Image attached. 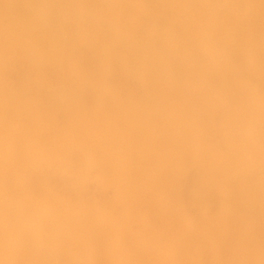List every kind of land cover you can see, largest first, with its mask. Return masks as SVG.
<instances>
[{"label": "rangeland", "instance_id": "rangeland-1", "mask_svg": "<svg viewBox=\"0 0 264 264\" xmlns=\"http://www.w3.org/2000/svg\"><path fill=\"white\" fill-rule=\"evenodd\" d=\"M78 1L61 25H73L71 38L65 31L54 49L47 40L49 51L0 15V264L12 263L7 248L25 236L53 239L38 251L49 257L92 235L115 264H264V105L250 114V151L227 145L242 119L224 114L235 94L243 104L264 99V0ZM249 1L260 5L236 15ZM207 3L219 17L207 49L225 53L226 68L185 10ZM179 125L198 143L178 138ZM217 174L224 194L205 193ZM243 186L260 199L236 197L248 195Z\"/></svg>", "mask_w": 264, "mask_h": 264}, {"label": "bare ground", "instance_id": "bare-ground-1", "mask_svg": "<svg viewBox=\"0 0 264 264\" xmlns=\"http://www.w3.org/2000/svg\"><path fill=\"white\" fill-rule=\"evenodd\" d=\"M191 1L189 0V2H191ZM79 2L80 1H78V0H0V4L2 7V8H0V15H4V19L1 23L10 24L11 25L10 29L14 34H20V35H22V36H24L30 40L33 39V41H35L41 48H45L47 51H49L47 40H49L51 42V46L53 44V49H54L55 48L54 43L57 39H60L61 41L63 39L64 40L67 39L66 38L67 35L64 34L65 31H67L66 33H68V35H70L69 30L73 31L72 30L74 28L73 25H72L73 28L71 27V24L66 25V27H62L61 25H63V23L67 19L68 13L70 12V11L68 12L69 8L72 6H77ZM258 3H260V2H255V1L247 2V5L249 7L248 11L245 14L237 13L236 15H238V16L248 15L250 8L254 7L253 5L258 4ZM95 5H96V2L93 4V6L95 7ZM258 5H260V4H258ZM230 6H232V5H230ZM99 8H100L99 10L102 12L109 11V9H110V11L108 13L111 14L112 16L113 15L116 16L114 18L115 21H120V11L117 13L116 10H114V9L112 10V6L105 7L104 5H101V7H99ZM74 9L75 8L73 7V10H72V8L70 10H71V12L73 11L72 13L75 14ZM215 9L216 8L214 6H211L208 3L206 5L203 4L202 6H199L197 10L185 8V10H187V13H189L191 15V20H193L191 22L195 25H198L201 28L203 35L207 39V43L205 42V43H203L204 46L202 45L204 47V50H208L207 46L210 43V37L215 34L213 32L211 33V30H212L211 25L214 24L215 21L219 18V17H217V15H214V16L212 15V14H214ZM70 13H69V15H70ZM220 13H221V10L218 14L221 15L222 13L221 14ZM74 14H71V15H74ZM233 17H234L233 19L237 22V18L234 15H233ZM222 20H220V21H222ZM75 24H74V26H75ZM78 25H76V26H78ZM142 28H143V26H142ZM143 30L145 31V29H143ZM62 34H64V36H66V37L61 36ZM216 35H217V33H216ZM251 35H245V36L247 37V36H251ZM70 38H71V35H70ZM241 39L243 41L245 40L243 37ZM156 42L153 43L154 44L153 46H155L157 44ZM208 52H209V54H217L212 50H208ZM224 54H217V55H219L218 60H220L222 68H226L229 66V62L227 61ZM185 60L187 61L188 58L186 59V57H185ZM128 64L129 63H127V65ZM246 77H247V73H245L244 71H241L239 69L236 70L235 80L237 82H242L244 79H246ZM173 88H174V86H172V89ZM170 89H171V87L169 88V90ZM234 97L236 98V96H234ZM234 97H232V99H234ZM230 109H232V110H230ZM230 109H226L224 114H236L238 116H241L242 124L241 123L240 124H241L242 135L238 139V137H233L230 134H228L229 137H227L226 142L231 147L242 148L245 150V149L249 148L248 147L249 143L247 142L248 138H250L249 134L253 130H255V123H254V120L250 117V114H254L257 110V107L255 106L254 109L249 110L248 107H245L242 105H237V102H234L231 104ZM145 111H146V113L148 112L147 109H145ZM146 115H148L150 118L153 117L152 114H146ZM159 121H161L160 123H162V122H164V119L162 118V120H159ZM223 121H224L223 123L225 125H228V122L225 121V118ZM249 129H250V131H249ZM176 131L178 133L176 135L178 138H182V139L189 140L190 142L198 143V141H197L198 137L195 135V133L192 130L186 128L184 125L177 126ZM240 139H242V140H240ZM236 142H238V143H236ZM219 171H223V170L220 169L216 173H218ZM223 172H225V171H223ZM218 176L219 175L217 174L216 180L210 184V187H205V190H204L205 193H208L209 190L210 191L217 190L219 193L224 191V189L227 187V185L225 183L226 179H227V175L225 173V175L223 176V180L225 182L219 181ZM53 228H54V226L47 227L46 229H48V231H49L50 229H53ZM59 230L61 233H63L65 231V229H62V228H59ZM262 230H264V229H262ZM59 236H61V235H59ZM25 237L26 238H24L22 240V242L19 243L17 246H12V248L8 246L7 252L9 254L8 258L12 261L11 264H23L26 262H27L26 264H50L51 263L50 259L52 260V258H56V260H60V262H68L70 264H75V261L79 260L81 258L83 260V263H81V264H90L87 261H85V260H87V258H90L91 261L95 264H115L114 261L112 260L113 251L108 250L107 248L100 247L101 242L98 238L96 239L97 236L92 235L90 237L85 238L82 241H73L72 243H76V245L73 247L74 250H72V252H68L66 250V247L68 245L63 246L64 251L59 250V251H56L54 253V251L51 250L49 252V255L46 254L49 257L43 256L42 255L43 251H41L42 254L39 253L38 251L41 250L42 248L47 249L48 247L55 244L53 239H51V240L49 239V241H45V242L40 240V242L37 245H34V244H32L31 240L27 236H25ZM60 238H64V237L61 236ZM37 239H40V236H38ZM133 239H134V237H133ZM69 242H71V241H67L66 243H69ZM106 242H107V240H106ZM107 244H108V242H107ZM231 244H232L231 241L228 240L225 244H223V246H227V245H231ZM233 245H235V244H233ZM175 248H176V245H174V251H175ZM206 249H207V247H206ZM212 249H214V248L212 247ZM0 252H2V251H0ZM45 252H46V250H45ZM89 253H91V255H89ZM4 254H6V253L4 252L2 255L4 256ZM48 258H49V262H47ZM0 259L2 260V258H0ZM230 261H231L230 259L229 260L225 259V260H223L217 264H232V262H230ZM76 263H78V262H76Z\"/></svg>", "mask_w": 264, "mask_h": 264}, {"label": "crops", "instance_id": "crops-1", "mask_svg": "<svg viewBox=\"0 0 264 264\" xmlns=\"http://www.w3.org/2000/svg\"><path fill=\"white\" fill-rule=\"evenodd\" d=\"M262 61H258V64H260L259 65V68H262V72H264V58H262L261 59ZM261 72V75H264V73H262ZM247 79H244L242 82H237V85L238 86H240V87H245L246 86V84L247 83H245V81H246ZM248 81V80H247ZM262 83H264V78H262V80H261V82H260V84H262ZM234 96H236V98L234 97ZM234 96H232V97H234V99H232L231 98V101H232V103H234V102H237V105H242V106H245V107H248L249 108V110L250 109H254V107L256 106L257 107V109H259V107L261 108L262 107V105H264V99H257V98H255V97H249L250 99L248 100V101H246L247 103L246 104H243V101H241V100H244L243 98H240V99H237V97H238V94H235ZM256 99V100H255ZM234 101V102H233ZM254 114H256V112L254 113ZM249 131H250V129H249ZM247 132V131H246ZM254 132H255V130H253V134H254ZM248 133V132H247ZM229 136V135H228ZM249 136H250V134H249ZM247 142L249 143V145H248V147L249 148H247V149H245V150H251L252 149V145H254L255 143L252 141V139H250V138H248V140H247ZM255 142H256V140H255ZM227 143V142H226ZM228 145V144H227ZM229 146V145H228ZM229 147H231V146H229ZM248 150V151H249ZM227 172H229V174H230V176L229 175H227V179H226V182H227V180H228V178L229 177H232V176H234V173L233 172H230V171H227ZM234 183H236L235 181H232V185L234 184ZM238 186H240V185H236L235 186V188L236 187H238ZM232 187V186H231ZM261 188V187H260ZM243 190H245V191H247L246 193L248 194V195H245V194H237V193H235V192H233V191H230L229 193H235L236 194V197L237 196H240L241 198L242 197H246V198H248V199H246V200H251L252 202H254V200H258V199H260V194H257V195H254V194H251V193H249V189H247V186H243V188H242ZM225 190V189H224ZM253 191H255V190H253ZM256 192H258V191H256ZM223 194H224V191L222 192ZM232 196H235V195H232ZM232 196H227V197H229L230 199H232L233 197ZM262 199H264V198H262ZM230 206H234V205H230ZM236 207V206H235ZM236 214H238V215H247V214H245V213H243V211L241 210V209H237V210H233ZM237 211V212H236ZM235 214V215H236ZM256 215V214H255ZM258 217H252V219L253 220H256ZM204 220L206 221L207 220V218H204ZM258 220V219H257ZM256 227L257 228H259V224H258V221H256ZM231 243L232 244H235L234 246L235 247H237V242H233V241H231ZM210 252H211V254H213V250L211 251L210 250ZM244 253L243 252H241V251H236V254L235 255H243ZM208 256H206L205 257V259L207 258ZM225 259H227V258H220L219 260H214L212 263L213 264H217V263H219V262H221V261H223V260H225ZM228 260V259H227ZM237 260H238V257H236V261L235 262H237ZM240 260H243L242 258H240ZM230 262H232V261H230ZM233 263V262H232Z\"/></svg>", "mask_w": 264, "mask_h": 264}]
</instances>
